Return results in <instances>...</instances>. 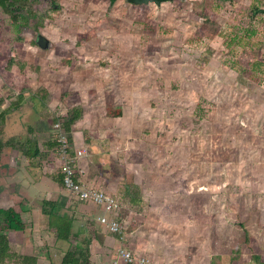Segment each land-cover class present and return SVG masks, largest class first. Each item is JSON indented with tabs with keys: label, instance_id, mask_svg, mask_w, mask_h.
Returning a JSON list of instances; mask_svg holds the SVG:
<instances>
[{
	"label": "rangeland",
	"instance_id": "1",
	"mask_svg": "<svg viewBox=\"0 0 264 264\" xmlns=\"http://www.w3.org/2000/svg\"><path fill=\"white\" fill-rule=\"evenodd\" d=\"M236 3L239 6L234 12ZM109 4L106 0H26L10 11L0 7V109L8 108L22 95L21 105H33L36 111L42 105L38 97L45 91L50 97L48 108L57 113L51 123L54 126L59 122L57 116L63 110L58 108L54 94L68 83L59 80L66 78L68 71L61 59H70L71 67L75 64L73 88L84 96L87 85L81 75L89 69L94 76L116 80L120 91L116 99L123 104L126 116H138L135 119L147 128L142 130L141 141L152 138L145 144L152 150L147 154L152 160L149 166L158 174L172 173L171 199L179 201L173 205L167 202L165 213L178 222L174 232H186L174 235L190 239L171 241L181 248L178 253L187 255L204 246L205 252L210 247L212 254H219L231 245L237 247L243 238L242 224L264 251V65L254 62L259 54L264 59V14L255 13L264 8V0H232L226 9L220 0L144 5L140 10L149 13L157 24L154 35L150 29L148 34L143 33L138 9L128 6L125 0ZM204 21L217 26L208 29L215 34H195ZM244 25H250L255 34L250 40L242 38L241 45L229 51L225 43L235 32L243 36L240 28ZM91 31L93 44L89 42ZM38 34L50 42L48 49L30 45ZM84 34L91 37L83 39ZM78 41L87 44L78 47ZM11 58L14 62L26 60L29 67L18 73L15 66H8ZM98 62L105 67L98 66ZM95 67L102 68L101 73ZM96 87L101 91L103 84ZM29 111L11 109L0 122V185H13L18 190L22 172L17 167L4 172L3 161L15 154L7 143L28 136L27 128L39 125L33 126L27 120ZM55 133L53 130L52 139ZM181 181L192 195H201L203 207L193 211L185 192H173ZM179 186L185 189L183 184ZM9 194L15 195L5 193ZM27 195L26 209H22L26 231L8 233L9 246L19 255H36L38 264H57V251L64 250L67 243L56 241L43 224L39 199ZM2 205L6 207L7 203ZM16 209L21 208L17 205ZM127 212L124 208L122 214ZM190 214L199 224H204L196 219L201 215L204 220L211 214L214 218L207 230L200 227L189 233L187 229L195 226L189 223ZM96 230L97 237L102 236V229ZM130 232L131 225L125 234ZM91 244L93 251H100L96 241ZM98 258H93L96 264ZM199 259L207 263L204 255Z\"/></svg>",
	"mask_w": 264,
	"mask_h": 264
},
{
	"label": "crops",
	"instance_id": "2",
	"mask_svg": "<svg viewBox=\"0 0 264 264\" xmlns=\"http://www.w3.org/2000/svg\"><path fill=\"white\" fill-rule=\"evenodd\" d=\"M19 3L22 5L26 3V0H18L17 3H11L9 8L15 9ZM147 16L149 17V13H147ZM141 25L142 27L144 26L142 23ZM144 31H146L145 28L143 29V33L148 34L149 32V30ZM91 35V41L89 40V42L93 44L92 31ZM85 44L82 46H85ZM30 45L38 48L36 43L30 42ZM77 45L74 44V47ZM95 48L98 49V47ZM26 62L24 59L21 61L25 65L24 69L26 66L29 67V64ZM61 62L62 66L67 68L68 71L66 72L67 77L59 80L68 81L64 90L67 88L71 96H66L68 98L62 100V89H59L54 94V98L56 97L58 108L63 110V114L60 117H64L68 111L66 103H70L72 106L78 105L77 107H80L83 111L81 118L71 126L69 134L72 149L74 151H84L78 158V162L84 171L82 179L86 183L89 176L91 186L115 194L120 205V217L124 220L126 230L131 225V232L127 235L125 234L123 239L116 234L110 233L98 222V217L103 213L102 208L89 202L79 201L63 188L61 184L60 162L58 158L51 155L53 148H55L52 141L53 123L51 122L54 120V117L56 118L57 113L52 112L48 108L47 101L50 97L45 91L38 97L42 105L41 107H37L36 111L33 105L12 107V109L16 110L20 108L21 111L22 109H30L27 113V120L30 119L33 122V126L34 123L39 125L34 126V128L28 127V136L14 138L9 143V145H12L11 149L15 154H12L9 160L3 161L4 172L9 167H17L22 172L21 181L19 180L21 188L18 190V187L13 185H0V207L16 208L18 205L21 208L20 210L26 209L24 203L28 202V200L25 197H29L27 195L29 193H31L32 198L39 199V210L43 200L57 201L61 204V212L66 213L72 219L73 231L78 235L76 240L79 241L87 233V222H92L96 229H102L100 232L102 236L97 237V234L91 236L93 237L92 241H96L101 248L99 252L93 251L91 264H96V260H93V258L96 259L97 256H99V264H124L117 256L119 248L131 250L135 254H144L149 257L153 264H210L211 256L214 255L210 251V247L206 252L203 246L193 252H190L188 249L189 253L187 255H180L178 250H181V248L175 245L174 242H171L179 240L180 243L190 241L185 236L178 238V236L174 235H185L186 232H174V226L175 228H179L178 222H174V217H171L169 213H165L167 207L165 204L167 202L173 205V203L175 204L179 201L178 198L171 199L172 187L170 185H172V173L165 172L164 174H158L154 168L150 167L152 166V160L151 156L147 154L150 155L152 150L146 149L145 144L151 143L149 141L152 138H149V140L144 138L145 140L141 141L142 130L147 128H142L140 120L135 119L138 116L127 117L123 104L117 102L116 98L120 95L118 82L110 77H105V74H103L104 78L94 76L92 70L89 69L81 75L87 85L84 96L78 89L73 88L75 85V64L70 68V66H67L71 63L70 59L66 62L61 59ZM14 66L19 73L21 66L18 64L12 65V67ZM98 66L105 67L102 62H98ZM102 68L95 67L99 73H101ZM17 72L14 73L16 74ZM101 84H103V88L99 91L96 89V86ZM106 86L108 87L106 88ZM108 98H111V101ZM6 110L8 113L11 109L6 108ZM111 110L117 113L121 112V114L117 115L116 113V115L109 116L108 111ZM31 112H33V115H31ZM36 150L39 155L34 157L33 154ZM5 159H7L6 156ZM144 159H147V161L145 162ZM4 176L6 177L5 174ZM161 176L164 177L163 180ZM3 192L4 195H1ZM6 192H13L15 195H5ZM2 203H7L6 207ZM87 207L90 208L88 211ZM124 208L128 209L126 215L122 214ZM132 218H135L136 223L139 225L138 228L132 222L134 221ZM169 222L173 225L168 224ZM189 223L195 225L187 229L189 233L192 232L191 229L200 227H203L205 231L210 224L208 221L204 222V224H199L193 219L189 220ZM88 235L90 236V233ZM71 242H74V239ZM91 247H93L92 244ZM66 248L62 249V251L58 249L59 260L57 263L60 262ZM203 255L207 258V263L199 261L201 260L199 257L203 258ZM182 257L185 259L182 260Z\"/></svg>",
	"mask_w": 264,
	"mask_h": 264
},
{
	"label": "trees",
	"instance_id": "3",
	"mask_svg": "<svg viewBox=\"0 0 264 264\" xmlns=\"http://www.w3.org/2000/svg\"><path fill=\"white\" fill-rule=\"evenodd\" d=\"M223 2L222 7L226 9L227 3L229 1L232 2V0H220ZM234 2H239L240 0H233ZM17 3L18 0H0V7L3 9H6L7 11H10V4L11 3ZM134 8L138 9V21H140L144 26V28L147 30H151L154 32L156 30L157 24L150 19L147 16V12L141 11L140 8L144 5H131ZM237 3L235 4L234 7V12H237L238 10ZM219 7V5L214 6ZM220 7V8H222ZM213 10V9H212ZM210 10V13L213 14V11ZM263 13L264 14V8L257 9L255 13ZM212 16V15H211ZM12 19L14 22L17 21V18L15 16H12ZM209 20L212 21L213 19L209 17ZM250 24H253L254 21L253 19H250ZM205 24V21L198 27L196 30L195 34L200 36L203 35H209L215 34L216 32L214 30L209 31V27L212 25L214 27V24L212 25H207ZM212 26V27H213ZM250 26V25H249ZM249 26L244 25L242 28H240V31H242L243 36L240 37L238 36L237 33L235 32L236 35L233 37L229 38L228 41L225 43V46L227 49L230 51L233 46L241 45V40L242 38L247 37L249 40L252 35L255 34V30L249 28ZM213 27V28H214ZM251 35V36H250ZM90 36L88 34H84L83 39H88ZM31 43H33L31 41ZM82 45V41H78V44ZM148 54V53H146ZM149 55V54H148ZM13 57V56H12ZM252 59L250 60V62ZM256 65L260 66L261 64L264 65V59L261 58L260 54L257 55L256 60L254 61ZM73 62L71 61L70 64ZM14 64H18L20 67V72H24V66L21 61L16 60L14 62V59L11 58V60L8 63V66H12ZM71 68V65H69ZM16 76V75H15ZM65 88V87H64ZM61 88V99L68 98L66 96H71V93L68 91L66 88ZM76 96V94H75ZM23 96L20 95L17 98V102L11 103L8 109H12V107H18L21 105ZM109 101H111V98H108ZM108 101V103H109ZM2 104V100L0 99V105ZM67 104V113L64 117H57L58 121L61 125V128L64 130V132L67 135L69 146H70V155L73 156L75 155V151L71 147L70 143V130L71 126L75 124L77 120L81 118L82 115V109L80 107H77L78 105L72 106L70 103ZM7 110L6 109H0V122L3 121V117L6 115ZM117 112L108 111L109 116L111 115H116ZM121 112L117 113V115H120ZM53 130H55L54 126H52ZM54 143L55 148L52 150V156L58 158V144L55 139L52 140ZM9 145V143H7ZM3 146L2 142L0 141V147ZM34 157L39 155L37 153V150L34 152ZM43 155V154H42ZM52 157V158H53ZM80 177L78 175H75V181L79 182ZM178 184L176 185L177 188L173 190L174 193L177 192H185L189 197L191 201L190 208L192 210L197 211V207H203L202 204V198L200 196L192 195L190 192L187 191L186 186L184 185L185 181L177 182ZM61 184H62V174H61ZM87 185H90V180L89 176L86 181ZM180 184H183L185 189H182L183 187L179 186ZM201 198V199H200ZM62 207L59 202L55 201H49V200H43L41 202L40 206V213L43 216V224L45 227L48 229V231L52 234H54L56 241H64L67 243V248L66 251L63 253L61 260L57 264H91V256L93 254V250L91 247V241L93 237L92 235L97 234V230L94 227V225L91 222H87V233L84 235L83 239L76 240L78 238V235L74 233L73 231V226H72V219L68 217L66 213H62ZM202 216V219H201ZM200 217H197L196 219L199 222H210L212 218H214L213 214L208 215L206 217V221L203 219L204 216L201 215ZM190 218L191 217L190 214ZM121 219V217H120ZM242 224V222H241ZM243 230V238L242 242L240 243L239 246H229L228 248L223 249L219 254H214L211 256V261L210 264H245L247 263L246 259L252 260L256 262L257 264H264V251H262L260 248H258L251 235L248 233V231L244 228V225L242 224ZM26 231V224L22 218V210H17L15 207H8V208H1L0 207V264H8L12 261H14V264H38V258L36 255H19L17 253H14L10 246H9V241L7 234L8 233H14V234H19V233H24ZM90 233V236L88 235ZM89 236V237H87ZM72 239H74V242H71ZM49 264H54L53 262H49Z\"/></svg>",
	"mask_w": 264,
	"mask_h": 264
},
{
	"label": "built area",
	"instance_id": "4",
	"mask_svg": "<svg viewBox=\"0 0 264 264\" xmlns=\"http://www.w3.org/2000/svg\"><path fill=\"white\" fill-rule=\"evenodd\" d=\"M55 137L58 144V160L62 174V186L69 194L82 202H89L99 208L103 213L98 217V222L104 226L110 233L124 238L126 225L124 220L120 219V205L116 197L101 188L87 185L82 179L83 169L78 158L84 153L82 150H75V155H70V146L68 138L59 122L54 125ZM75 175H78L80 181H75ZM117 256L124 264H153L149 257L144 254H135L131 250L119 248Z\"/></svg>",
	"mask_w": 264,
	"mask_h": 264
},
{
	"label": "water",
	"instance_id": "5",
	"mask_svg": "<svg viewBox=\"0 0 264 264\" xmlns=\"http://www.w3.org/2000/svg\"><path fill=\"white\" fill-rule=\"evenodd\" d=\"M114 1V0H111ZM132 5H148L150 3L159 6L161 3L164 2H171L173 0H127ZM35 43L41 49H48L50 47V42L44 38L41 34H38L35 39Z\"/></svg>",
	"mask_w": 264,
	"mask_h": 264
},
{
	"label": "flooded vegetation",
	"instance_id": "6",
	"mask_svg": "<svg viewBox=\"0 0 264 264\" xmlns=\"http://www.w3.org/2000/svg\"><path fill=\"white\" fill-rule=\"evenodd\" d=\"M117 0H114V1H111V0H106V3H107V5L109 4V3H111V4H113L114 2H116ZM126 1V3H128V5L130 6V5H132V4H130L127 0H125ZM174 1V0H173ZM172 2V1H171ZM150 4H153V3H150ZM110 5V4H109ZM56 6L58 7V5L56 4ZM160 6V5H159Z\"/></svg>",
	"mask_w": 264,
	"mask_h": 264
}]
</instances>
